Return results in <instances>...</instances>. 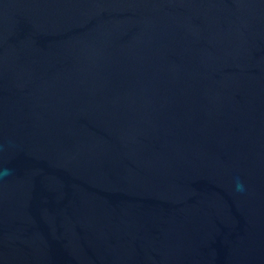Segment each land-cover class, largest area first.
<instances>
[{
	"label": "water",
	"instance_id": "obj_1",
	"mask_svg": "<svg viewBox=\"0 0 264 264\" xmlns=\"http://www.w3.org/2000/svg\"><path fill=\"white\" fill-rule=\"evenodd\" d=\"M4 169L0 264H264V0H0Z\"/></svg>",
	"mask_w": 264,
	"mask_h": 264
},
{
	"label": "clouds",
	"instance_id": "obj_2",
	"mask_svg": "<svg viewBox=\"0 0 264 264\" xmlns=\"http://www.w3.org/2000/svg\"><path fill=\"white\" fill-rule=\"evenodd\" d=\"M8 170L4 169L3 172H0V175H5L7 174ZM236 187L238 190H243L244 189V184L242 181L237 180Z\"/></svg>",
	"mask_w": 264,
	"mask_h": 264
}]
</instances>
